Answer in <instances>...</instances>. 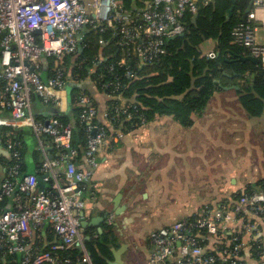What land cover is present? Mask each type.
Listing matches in <instances>:
<instances>
[{"label": "built area", "instance_id": "2783aa9c", "mask_svg": "<svg viewBox=\"0 0 264 264\" xmlns=\"http://www.w3.org/2000/svg\"><path fill=\"white\" fill-rule=\"evenodd\" d=\"M209 1L0 0V108L17 125L31 129L42 154L40 173H20L19 143L5 144L11 163L0 183V201L13 197L14 206L5 209L0 204V264L6 255L15 253L22 254V264H66L53 251L68 248L79 249L81 263L92 264L82 233V192L98 166L106 130L94 123L96 108L89 98L78 95L87 132L85 167H79L72 160L76 151L71 146V123L55 116L42 119L32 111L33 98L38 97L43 104L66 113L62 110L69 102L66 86L73 82L59 66L42 78L37 70L41 61L51 56L59 63L65 54L81 49L85 29H110L121 34L122 49L130 44L138 62H150L165 53L166 39L185 32L182 17L186 13L195 16L199 4ZM262 10L264 0H254L245 19L234 26L232 37L233 43L264 63V41L258 35L259 22L264 23V16H259ZM204 55L212 58L216 53ZM123 63L125 56L119 61ZM37 175H43L48 184L44 190L37 186ZM235 204L206 205L191 216L151 231L147 264H247L245 253L252 255L254 240L262 247L257 257L250 258L255 264H264V243L258 236L264 222V193L244 195ZM107 221L112 223V215ZM46 230L55 237L49 248L32 246L34 234Z\"/></svg>", "mask_w": 264, "mask_h": 264}, {"label": "crops", "instance_id": "0c3cea01", "mask_svg": "<svg viewBox=\"0 0 264 264\" xmlns=\"http://www.w3.org/2000/svg\"><path fill=\"white\" fill-rule=\"evenodd\" d=\"M259 16H264V10L259 11ZM259 25L262 26V32L258 28L259 40L263 42L264 23L260 21ZM213 50L202 51V54ZM40 66L37 70L46 79L49 67L45 59ZM230 80L228 84L220 81V88L203 112L193 116L187 126L172 116L158 115L135 130L112 131V136L99 148L98 166L82 192L85 207L81 215L87 223L82 227L84 239L90 238L88 232L96 236L108 225H113L118 246L111 247L117 249L122 243L127 244L121 255L122 264L132 262L128 255V236L138 240L137 246L142 252L139 261H143L152 248L148 240L151 231L191 216L206 205H226L232 200V194L264 178V145L257 141L259 136L254 133V129L260 132L255 125L264 113L259 118L248 117L239 105L236 92L241 79ZM72 81L74 85H80V82ZM68 84L67 97L72 88ZM80 86L93 87L89 80L81 82ZM98 105L99 118L103 121V100ZM62 110L69 112V102ZM32 111L46 120L58 112L38 97L33 98ZM3 127L13 128L15 137L22 130L18 140L25 152L27 172L40 173V164L35 160L37 141L31 129L17 125L6 111L0 109V149L5 150L0 152V183L11 163L2 140L9 135L4 133ZM75 163L85 167L83 160H75ZM60 169L55 167L56 171ZM9 205L14 206L13 197H9ZM110 215L111 224L107 221ZM139 220L151 225L143 229ZM259 231L258 236L264 243V222L260 223ZM46 236V231L35 233L32 242L47 246ZM245 254V262L255 264L249 254Z\"/></svg>", "mask_w": 264, "mask_h": 264}, {"label": "trees", "instance_id": "16d2710c", "mask_svg": "<svg viewBox=\"0 0 264 264\" xmlns=\"http://www.w3.org/2000/svg\"><path fill=\"white\" fill-rule=\"evenodd\" d=\"M249 1L210 0L207 5L200 3L195 21L193 15L186 13L182 17L185 25L183 35L166 39L165 53L150 62H138L130 44L122 49L119 45L121 34L110 29H85L81 37V49L65 54L59 63L51 56L45 58L49 73L52 67L59 66L68 79L76 83L89 80L93 86L88 88L74 85L69 91V112H57L53 115L63 123H71L73 127L71 146L76 154L72 160H83L87 141L86 124L82 119L84 105L77 100L81 94L86 95L90 105L96 108L94 123L105 128L107 138L112 136L114 130L123 133L135 130L158 115L172 116L183 126L191 124L193 116L203 112L214 92L220 88L218 79L222 84H228L230 78L241 79L236 91L239 105L250 118L262 116L264 63L241 60V57L250 54L245 47L233 43L232 37V30L241 21ZM209 39L214 41L216 53L212 58L202 54L200 47ZM122 56H125V63L119 64ZM100 100H103L105 106L104 115L107 113L103 121L99 118ZM2 130L9 135L2 138L4 144L19 143L20 173H26L28 167L25 152L21 140H18L22 136V130L19 132L20 137L13 135L11 127H3ZM55 151L52 149V154ZM35 160L41 164L42 154L38 149ZM6 175L5 173L4 176ZM255 192L264 193V178L232 194V200L227 204L236 206V201L242 196H251ZM0 204L5 209L12 208L9 197H4ZM241 214L244 216V211ZM46 232V241H55L53 233L49 230ZM88 234L90 238L85 239V246L91 263L107 264L113 258L111 246H118L113 225H108L96 236L91 232ZM31 244L40 250L49 248L48 244L44 246L36 241ZM261 247L262 243L254 240L250 256L257 257L256 253L261 251ZM53 252L66 264H83L79 249L68 248ZM1 264H22V254H8Z\"/></svg>", "mask_w": 264, "mask_h": 264}, {"label": "rangeland", "instance_id": "374dc122", "mask_svg": "<svg viewBox=\"0 0 264 264\" xmlns=\"http://www.w3.org/2000/svg\"><path fill=\"white\" fill-rule=\"evenodd\" d=\"M262 26H259V30H261ZM262 32V30H261ZM214 46V41L212 39L206 40L201 44V51L203 52H207L209 49H212ZM255 127H259V131L257 132L256 129H254V133L256 135H258V139L257 141L261 142L262 145H264V117H262L261 119L258 120L257 124L255 125ZM257 138V137H255ZM139 226L143 229H145L147 226H150L151 224H147L146 222L140 221L139 220ZM127 240L129 241V251H128V255L130 256V259L132 260V262H130V264H145L148 262V258L146 259L145 256L143 258V261H139L140 258H142V252L140 251V249L138 248V240H136L135 238H131V236L127 237ZM145 246H147L145 244ZM126 250V249H125ZM145 259V260H144ZM125 264H129V262H126Z\"/></svg>", "mask_w": 264, "mask_h": 264}, {"label": "water", "instance_id": "95a60500", "mask_svg": "<svg viewBox=\"0 0 264 264\" xmlns=\"http://www.w3.org/2000/svg\"><path fill=\"white\" fill-rule=\"evenodd\" d=\"M253 1L254 0H250L249 1L247 7L244 10V13H243V16H242L241 20H244L245 19L246 14L252 8ZM195 18H196V15L194 16V19H193L194 21H195ZM180 35L182 36L183 33H181ZM240 59L241 60H251L253 62H258L259 61L257 58H255V57H253L251 55L250 56H246V57H241ZM217 82L220 84V80L219 79L217 80ZM80 85H81V83H80ZM68 86L71 88V87L74 86V84L73 83H69ZM222 87L225 88V89L229 88L227 86H222ZM234 87H237V86H234ZM47 149H50V147H47ZM4 151L5 150H3V149L1 150L0 149V152H4ZM37 181H38L37 186H38L39 190H44L48 186V184L43 180V175H37ZM86 224L87 223L85 221H83V219H82V224H81L82 227H85ZM126 248H127V244L126 243H122L120 245V247L117 248V249H115L114 247H111V251H112V254H113V258L111 260H108L107 261V264H122L123 263V260H122L121 255H122L123 251Z\"/></svg>", "mask_w": 264, "mask_h": 264}]
</instances>
